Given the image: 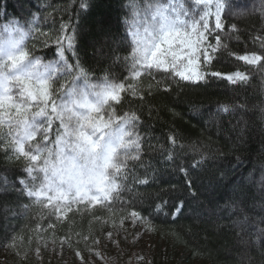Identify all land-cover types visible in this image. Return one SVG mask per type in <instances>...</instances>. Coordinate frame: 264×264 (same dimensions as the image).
Masks as SVG:
<instances>
[{
	"label": "snow or ice",
	"instance_id": "1",
	"mask_svg": "<svg viewBox=\"0 0 264 264\" xmlns=\"http://www.w3.org/2000/svg\"><path fill=\"white\" fill-rule=\"evenodd\" d=\"M231 6L230 0H133L122 4L130 9L132 18L129 21L122 15L124 33L119 40L113 39L116 48L108 58L120 63L126 75L113 78L106 74L93 80L91 70L76 54L75 25L61 20L58 28L45 31L36 14L29 12L24 17L25 28L21 18L8 17L5 5L0 26V153L7 166L18 167L20 173L14 181L0 178V195L15 193V204L25 212L39 206L41 216L48 217V229H55L61 214L81 204L86 208L99 204L114 218L119 209L121 225L131 222L134 229L144 225L145 232L153 230V216L176 220L183 215L185 201L174 196L177 185L164 181L160 173L171 170L182 175L181 188L186 186L187 194L195 198L192 176L207 163V157L200 153L187 167L177 163L176 149L183 150L184 145L170 133V146L161 149L159 161L154 163L151 157L146 161L143 146L148 145V152L155 148L149 131L144 130L143 108L148 97L161 92L171 95L173 85L181 82L200 85L209 77H218L242 85L253 72L264 79V35L250 34L253 43L259 40V50H246L243 55L227 43L240 41L241 35L236 24L224 23ZM80 7H86L83 0ZM52 15L48 12L43 22ZM33 33L45 37L43 46L55 44L52 60L35 54V46L28 47ZM121 50L122 56L118 54ZM68 52L73 53L72 58ZM225 57L242 61L247 71L240 66L230 73L214 70V64ZM134 101H138L136 107ZM221 108L229 112L227 105ZM148 115L151 118V108ZM157 179L169 187L148 194L154 202L145 215L135 207V199L141 195L137 186L147 192ZM125 192L133 194L131 201L124 199ZM247 220L245 216L243 221H234V226L244 231ZM260 234L264 235V229ZM107 235L111 240L113 234ZM128 235L125 230V240ZM131 235L139 238L142 233ZM16 238L6 235L0 247H8L20 257ZM60 242L62 247L72 246L70 235ZM36 254L41 255L39 247ZM76 256H81L80 251Z\"/></svg>",
	"mask_w": 264,
	"mask_h": 264
},
{
	"label": "trees",
	"instance_id": "2",
	"mask_svg": "<svg viewBox=\"0 0 264 264\" xmlns=\"http://www.w3.org/2000/svg\"><path fill=\"white\" fill-rule=\"evenodd\" d=\"M132 2L83 0L86 7L82 9L81 0H0V26L4 22L5 5L8 17L21 18L25 28L24 17L29 12H34L41 27L49 32L58 28L61 20L69 21L76 26V54L84 67L91 70L92 79L103 78L106 74L120 78L126 75L123 67L108 57L116 48L113 39L119 40L124 33L120 23L122 15L129 21L132 18L130 9L122 8V4ZM230 4V14L224 23L236 24L241 33L240 41H227L230 49L241 55L246 50L258 51L259 40L253 43L251 36L264 35V0H230ZM48 12L53 15L44 23L43 17ZM44 39L39 33H33L27 41L28 47L33 49L35 46V54L52 60L55 44L45 47L41 43ZM118 54L125 53L121 50ZM67 56L72 58L73 53L68 52ZM238 66L247 71L242 61L225 57L214 64V70L230 73ZM147 100L142 121L155 151L148 152V145L143 146L146 161L149 157L154 163L159 161L161 149L170 146V133H175L184 145L183 150L176 149L179 153L177 163L187 167L193 157L199 158L200 153L207 157V163L195 169L192 176L197 192L195 198L187 194L186 186L181 188L182 175L172 174L171 170L161 171L164 181L171 180L177 185L174 196L183 199L185 206L183 215L176 220L170 216L167 219L163 215L153 216V229L171 240L175 248L181 250L182 260L189 264H264V235L260 234L264 229V79L253 72L248 83L242 85L230 84L218 77H209L207 83L200 85L181 82L180 86L173 85L171 95L161 92ZM137 104L138 101H134L133 107ZM222 105L229 107L228 113L222 110ZM149 108L152 109L151 118ZM174 112L178 114L174 115ZM139 171L142 175L144 170ZM19 173L18 167L7 166L0 153V178L14 181ZM162 187L169 186L159 179L147 192L137 186L141 195L135 199V207L148 215L149 204L154 202L148 199V194H154ZM162 195L174 199L172 195ZM123 196L126 200L133 199L132 193L125 192ZM16 199V194L11 191L0 195V242L6 235H16L18 248L33 242L37 233L56 239L70 235L72 244H76L87 232L90 222L113 214L100 205L87 214L85 206L78 205L61 216L55 229H48V217L41 216L39 206L34 205L25 212L17 207ZM116 214L119 215V209ZM245 216L248 220L245 230L241 231L234 226V221H243ZM160 256L158 254L149 263L138 264L174 263L170 256L164 260Z\"/></svg>",
	"mask_w": 264,
	"mask_h": 264
},
{
	"label": "rangeland",
	"instance_id": "3",
	"mask_svg": "<svg viewBox=\"0 0 264 264\" xmlns=\"http://www.w3.org/2000/svg\"><path fill=\"white\" fill-rule=\"evenodd\" d=\"M98 205L84 208L89 214L88 212ZM118 217V214L115 218L113 214H107L90 222L87 232L83 235L89 239L82 237L71 247L67 244L62 247L60 239L51 235L37 233L33 242L30 241L19 248L20 257L14 255V251H10L8 247L0 249V264H138L149 263L158 254L163 260L170 256L173 264H189L182 260L181 250L175 248V244L168 238L159 235L154 229L145 232L144 225L135 229L131 222L121 225ZM125 230L129 233L127 240L124 236ZM109 232L113 234L111 240L107 235ZM132 232L142 235L137 238L131 235ZM37 247L41 250L40 256L36 254ZM76 251H80V257L76 256ZM25 252L27 259H24Z\"/></svg>",
	"mask_w": 264,
	"mask_h": 264
}]
</instances>
